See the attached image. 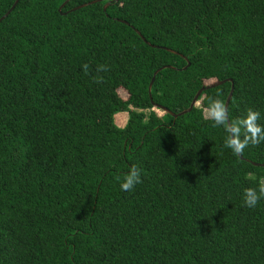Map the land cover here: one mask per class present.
<instances>
[{
	"label": "trees",
	"instance_id": "trees-1",
	"mask_svg": "<svg viewBox=\"0 0 264 264\" xmlns=\"http://www.w3.org/2000/svg\"><path fill=\"white\" fill-rule=\"evenodd\" d=\"M67 1L0 23V264H264V142L233 155L204 114L232 83L162 110L232 80L264 127V0Z\"/></svg>",
	"mask_w": 264,
	"mask_h": 264
},
{
	"label": "clouds",
	"instance_id": "clouds-1",
	"mask_svg": "<svg viewBox=\"0 0 264 264\" xmlns=\"http://www.w3.org/2000/svg\"><path fill=\"white\" fill-rule=\"evenodd\" d=\"M87 74L88 65L82 66ZM99 71H107L105 65L99 66ZM99 82V81H96ZM205 118L213 122V127H223L228 134L224 145L232 150L233 155L243 154L246 147L258 146L264 142V127L257 121L260 113L253 109H248L245 117L231 119L229 110L225 103L218 98H209L207 106L204 108ZM139 183H142L140 170L133 166L130 172L124 177L121 183V190L131 191ZM261 199H264V179H261L258 189L246 188L243 193L244 206L254 208Z\"/></svg>",
	"mask_w": 264,
	"mask_h": 264
},
{
	"label": "water",
	"instance_id": "water-1",
	"mask_svg": "<svg viewBox=\"0 0 264 264\" xmlns=\"http://www.w3.org/2000/svg\"><path fill=\"white\" fill-rule=\"evenodd\" d=\"M69 1H70V0H68L66 3H64V4L61 6V8H60V12L62 11V9L64 8V6H65ZM102 1H105V0H97V1L91 2V3H89V4H84V5H82V6H79V7L75 8V9H73L71 12H74V11L80 10V9H82V8L87 7L88 5L96 4V3H99V2H102ZM117 1H118V0H117ZM19 2H20V0H17V1L15 2V4L13 5V7L11 8V10H10L5 16H3V17L0 19V23H1L3 20H5V19L11 14V12L16 8V6L19 4ZM110 5H111V3L106 4L105 7H104V10L106 11ZM138 34L140 35L139 32H138ZM188 66H189V65H188ZM163 68H164V67H163ZM163 68H161V69H163ZM161 69H160V70H161ZM160 70H159V71H160ZM159 71H157V73H156L155 76L153 77V79H152V81H151V84H150V86H149V93H150V97H151V99H152V89H153V85H154V83H155V81H156V76H157V74H158ZM226 82H231V83H232V89H231V92H230L229 97H228L227 102H226V107L229 109V104H230V101H231V99H232L233 92H234V83H233L232 80H225V81L216 82V83H213V84H211V85H208V86L205 87V88H202V89L197 93V95L195 96V98H194V100H193V102H192L190 108L187 109V110H185V111L182 112V113L175 114V113L171 112L170 110H168V109H166V108H162V110L165 111L166 113L170 114V115L173 116L174 118H178V117H180V116H183V115L189 114V113L192 112V110L194 109V107H196V106L199 105V99H200V96H201V94H202L205 90H207V89H212V88H215V87H218V86H220V85L225 84ZM239 156L242 157L241 155H239ZM263 167H264V165H263Z\"/></svg>",
	"mask_w": 264,
	"mask_h": 264
},
{
	"label": "rangeland",
	"instance_id": "rangeland-1",
	"mask_svg": "<svg viewBox=\"0 0 264 264\" xmlns=\"http://www.w3.org/2000/svg\"><path fill=\"white\" fill-rule=\"evenodd\" d=\"M208 83V81H207ZM120 95L123 97V98H126V92L123 91V90H120L119 91ZM127 121V115L126 114H119L116 116V123L120 126V127H123L125 125Z\"/></svg>",
	"mask_w": 264,
	"mask_h": 264
}]
</instances>
